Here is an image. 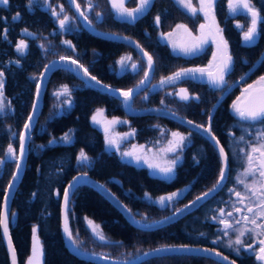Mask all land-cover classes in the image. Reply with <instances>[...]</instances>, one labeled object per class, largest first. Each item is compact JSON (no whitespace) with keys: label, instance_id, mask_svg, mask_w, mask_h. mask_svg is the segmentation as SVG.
<instances>
[{"label":"trees","instance_id":"16d2710c","mask_svg":"<svg viewBox=\"0 0 264 264\" xmlns=\"http://www.w3.org/2000/svg\"><path fill=\"white\" fill-rule=\"evenodd\" d=\"M135 1L128 0L127 6L134 7ZM77 2L82 10L86 8V0ZM190 2L194 8H198V0ZM251 2L264 16V0ZM48 3L50 6L47 7L42 2L36 4L31 10L28 7L29 0H9L7 6L0 5V71L5 74L3 98L7 104V110L0 113V159L3 160L13 159L5 156L9 144L17 154L19 135L33 103L38 76L51 60L61 56L76 59L98 81L119 90L136 86L145 72L143 61L131 48L89 35L76 18L70 20L69 30L62 32L58 19L51 15L52 9H56L59 18L64 15L70 18L75 16L65 0H48ZM92 3L93 9L87 15L93 27L135 40L153 58V79L148 89L133 100L132 107L136 110L163 108L206 126L209 112L222 91L241 78L264 50V20L257 25L258 34L254 42L246 43L243 35L250 26V16L243 9L236 13L230 12L228 0H215V21L232 56V70L226 77L227 85L221 90H214L206 82L186 79L162 90H152L162 78L172 76L181 69L207 65L211 57L209 48L198 55L184 57L172 53L169 46L159 39V35L172 31L177 25H184L192 34H196L203 21L202 16L187 14L173 0H152L144 14L127 23L115 19L108 0H92ZM61 6L64 8L63 13H60ZM17 12L20 18L15 20L13 16ZM96 12L102 13L99 19L96 18ZM157 16L160 17L159 24L156 23ZM24 29L33 35H25ZM22 39L28 47L25 53L20 54L16 51V44ZM65 40L71 41L75 50L64 45L62 41ZM128 56L131 57L130 61L138 65V69L119 71L117 61ZM262 75L264 59L242 87L255 85ZM63 85L70 88V96L57 97L55 93L61 91ZM178 88L186 89L191 99H177L174 93ZM240 94V87L234 89L218 106L211 122V132L229 160L228 181L215 198L171 226L154 232H141L129 226L112 206L91 189L78 187L68 207L74 244L84 252L121 260L162 246L195 245L217 250L239 262L238 258L211 244L217 227L205 218L213 217L215 210L221 208L226 200L225 191L231 174L229 145L239 136V126L261 124L241 121L233 113L232 104ZM69 104L71 106L68 108ZM97 109H104L110 118L128 121V129L134 131V136L124 143V147L153 145L159 135L158 127L187 134L189 143L175 167L172 179L151 176L147 169L127 164L115 153H107L102 132L91 122ZM65 133L71 136L68 143L61 140ZM50 140H55V143L50 144ZM81 150L89 157L88 166L78 164L77 157ZM13 169V162L1 164L0 206ZM79 173L88 174L108 188L139 222L150 223L166 217L213 187L219 178L220 163L215 150L201 136L162 118H129L123 113L120 102L86 87L68 70L56 71L46 89L43 109L30 138L27 166L10 210L9 231L19 264H25L30 257L34 226L43 253V264H89L77 260L65 250L59 232L62 191L66 183ZM183 190L184 194L174 200L171 208H161L154 203L160 197ZM86 218L100 226L99 230L106 240L104 243L92 236ZM0 264H8L1 237ZM142 264L218 263L183 256L157 258Z\"/></svg>","mask_w":264,"mask_h":264},{"label":"snow or ice","instance_id":"6c2138e0","mask_svg":"<svg viewBox=\"0 0 264 264\" xmlns=\"http://www.w3.org/2000/svg\"><path fill=\"white\" fill-rule=\"evenodd\" d=\"M43 3L46 7L50 6L48 3V0H29V10H31L36 4ZM71 4H73L76 8V12L79 14L80 17L83 18L84 21L87 22L89 26H91L92 21L89 19V16L87 15V12L93 9V3L92 0H86V8L84 10L81 9L80 3L77 2V0H70ZM185 7H188L193 13L197 11V9L191 7L190 0H182ZM9 3V0H0V5L7 6ZM110 3L112 5V8L116 10L117 14L121 17H128L131 18V20H135L137 14H142L147 7L150 5L151 0H139L137 7L131 10H128L124 7L125 0H110ZM214 4V0H200V8L199 11H204L205 16L207 18L208 12L205 11V9H211ZM228 7L230 12L236 13L239 10L243 9L247 12V14L250 16V26L247 28V31L244 32L243 40L246 43H252L254 42L258 31H257V25L261 20H264V16L261 15L260 11L257 10V8L252 4L251 0H228ZM64 12L63 6L60 7V13ZM51 15L58 19L59 28L60 30L67 31L69 30L68 25L70 20L75 19V17H69L68 15H64L63 18H59V13L56 11L55 8L52 9ZM102 16V13L96 12V18L99 19ZM20 18V13H16L13 16V19L18 20ZM156 23H160V17H156ZM239 27V25H238ZM177 28H185L184 25H177ZM201 28H204V25H201ZM185 31L187 29L185 28ZM7 29L4 30V35L6 38ZM25 35H33L32 33H29L27 29H24ZM206 42L204 40L199 41L198 43L192 44L191 46H183L181 47V51L185 54H195L198 50L202 48L203 43ZM64 45H66L69 48H72L75 50V46L72 45L71 41H62ZM222 50L221 55L219 58V63L217 65V69L215 72H207L208 75V81L214 88H223L227 85V81L225 79L226 75L232 70V56L227 51V42H222ZM28 47V45L25 43V41L22 39L16 44V51L20 54H23L25 52V49ZM43 48V45H41ZM139 47V45H137ZM175 48V45H174ZM143 51V49H141ZM144 56L147 57V67L148 71L144 72V79H142L138 85L135 86V88H139L141 85H144L149 78L150 70L153 68V58L151 55H149L147 52H144ZM214 60L217 58V54H213ZM131 60V57H121L119 61H117V64L123 68L128 61ZM60 62L62 63H69L71 65H75L77 69H82L84 75L87 77L89 76V71L87 68H84L83 65L79 64L76 59H73L71 57L67 56H61ZM16 63H19L18 61ZM56 67L55 64L49 63L45 65V69L51 70V68ZM133 70L138 69V65L133 63L131 65ZM206 70L202 68H194V69H181L178 72H175L172 76L162 78L160 81L161 85H164L166 83H170L172 81L181 79L182 77H188L190 74L200 73L201 75L205 74ZM4 72L0 71V98H3L4 96ZM45 73H41L40 76L43 77ZM192 78L194 79L195 76L193 75ZM91 80L96 81L97 84L100 82L97 80L95 76L90 77ZM241 79H244V77H241ZM40 83L37 82L36 85V95L39 97L40 94ZM70 88L67 85H63L61 87V91L55 93L57 97L60 96H70ZM134 89L130 88L127 91H121V96L124 98L125 103H127L132 95H133ZM180 93V99L187 101L190 99L188 92L186 89H181ZM195 99H199V97H193ZM243 98V103H241V100ZM70 103V101H68ZM163 103V101H162ZM37 107V101H33L32 108L33 113L35 112V109ZM5 105L3 102V99H0V113L4 112ZM101 109L97 110V114H102ZM232 111L233 113L239 118L241 121H249V122H260L261 124H264V75L259 77V80L255 83V85H249L248 89L245 90L244 93H242L241 97H237V100L233 102L232 104ZM33 113H30L28 116V121L24 124L25 131L20 133V148H19V157L15 156V153L13 151L12 145L9 144L8 150L5 153V156L13 158L16 160V169L17 171L13 173L12 180L9 181L8 188L4 192V198H5V208L3 211H0V228L3 230V234L5 237L8 236V214L6 209V203L9 197V190L13 187V184L15 180L18 178V173L21 168V160L24 155L25 151V144L26 140L29 138L30 135V129H31V121L33 119ZM94 123H99L97 121L96 115L92 117ZM209 120H211V114H209ZM119 121L113 120L110 123L115 124ZM189 124L192 123V121H188ZM197 128L200 126L197 125ZM108 129L105 128V132L107 133ZM205 132L209 133L211 135V127L204 129ZM172 136L175 138L172 141H169V147L164 149L165 152H175L177 149L181 148L184 144L186 137L181 135L178 132H173ZM212 139H215L213 136ZM241 141H245V136L241 135L239 138ZM61 140L64 143H68L71 140V136L69 133H65L63 137H61ZM106 142L109 145H112L115 143L113 140H109L106 136ZM49 143H55V140H50ZM248 144V147L250 148V151L246 149H241L240 151L246 155L247 160V167H245L244 171L241 173V176L243 177H251L252 183H246L244 179H241L240 177L237 178V183L242 184L245 193L242 194L240 191H235L234 189H230V191L234 192L235 196L238 198L237 203L245 205L246 212L243 211L240 207L233 206L232 211L225 212V209L221 208L219 209V219L217 220V216H213L214 220H217V222L221 225H223V228L219 229L223 233L224 236L229 235V230L236 233L235 240L229 239L227 242V246L229 248H234V251L239 254L240 249L244 247V241L241 239V237H244L246 234L249 235V238L251 239V234L259 229L261 233H264V130L259 131L256 134V142L252 143L251 141H246ZM217 145H219V141H217ZM220 157L222 164L226 160L225 152L223 147L219 148ZM258 154V155H257ZM125 156H131L132 153H124ZM137 160L140 159L139 156L136 157ZM179 160V156H177L175 159L168 162V165L166 167H160L159 165H153L149 164L150 168H159V171L164 173L165 175L172 173L173 168L177 161ZM77 161L79 163L86 164L89 161V157L85 155L84 151L81 150L80 154L77 157ZM4 160L0 159V164H3ZM225 175V168L222 166L220 169V177L216 181V184L213 185L211 189L208 190V192L203 193V196H208L212 191L216 189L223 180ZM77 181V177H73V182ZM74 186L72 182L69 183L68 188L64 189V200L65 205H67L68 198H69V191ZM103 187V186H101ZM178 193H171L167 197H160L157 203H159L162 207L166 206V201L171 202L173 198L177 197ZM145 196L148 197V194L145 193ZM202 197H197L196 200L199 201ZM252 198H255V206H249L246 201L251 200ZM185 207H188L186 205ZM177 211H180L177 209ZM233 211H235L237 214H239L238 219L229 220L225 217H232ZM175 214V213H174ZM251 214V215H249ZM13 216L15 213L12 214ZM87 219V218H86ZM167 219V218H165ZM138 223V222H137ZM88 225L91 227L93 234L101 241L105 242L104 235L98 231L99 225H95L93 221L88 220ZM239 225V227H237ZM248 225H251V227H248ZM148 227V226H145ZM36 227L34 226L32 229L33 233V248H32V255L29 257L27 264H40V257L42 256V250L39 248V241L36 237ZM64 231L67 234V237L70 241H73L72 233L70 232L67 220H65V226ZM203 235V234H201ZM219 239V237L217 238ZM216 240H213V243H216ZM75 243V241H73ZM259 251L256 255V259L258 261H264V239L259 240ZM8 246L10 249L11 257H12V264H16V255H15V249L12 247L11 239H8ZM253 245L249 243L247 245L248 249H252ZM178 250H188L187 245L179 246V249L176 247L171 246H163L156 249H151L148 252H144L143 256L148 257L150 255H159L161 253H169V252H175ZM204 251H209L208 249H204ZM94 255V254H93ZM216 256H220L221 253L215 252ZM108 257H102V259H107ZM224 260H228V257H223ZM234 264V262H232Z\"/></svg>","mask_w":264,"mask_h":264},{"label":"water","instance_id":"95a60500","mask_svg":"<svg viewBox=\"0 0 264 264\" xmlns=\"http://www.w3.org/2000/svg\"><path fill=\"white\" fill-rule=\"evenodd\" d=\"M69 9L71 10V12L73 13V15L75 16V18L77 19V21L79 22V24L81 25L82 29L88 33L89 35L103 40V41H107V42H112V43H117V44H121L124 46H127L129 48H131L143 61L144 65H145V71H148V67H147V57L144 56V52H146L135 40L127 37V36H122V35H118V34H114V33H109V32H102L99 31L98 29H96L95 27H93L92 25L89 26L87 24L86 21L83 20L82 17L79 16V14L76 12V8L73 4H71L70 0H65ZM152 1V0H151ZM228 7V5H227ZM229 8V7H228ZM205 11L208 12V28L211 31L212 37H213V42H214V53L217 54V58L214 60L213 55L211 56L209 62H208V67L212 68L214 67L213 70L211 71H206L205 74L201 75L200 73H195L192 74L194 75L197 79L208 83V85L214 89V90H221L222 88L218 89V88H214L208 81V75L207 72H215L217 69V65L219 63V58L221 55V50H222V39L216 29L214 20L212 18V16L210 15L208 9L206 8ZM137 45H139V47H137ZM141 49H143V51H141ZM213 53V54H214ZM149 54V53H148ZM150 55V54H149ZM264 59V50L261 53L260 57L256 60V62L249 68V70L242 76L244 77V79L239 78L236 82H234L233 84H231L229 87H227L225 90L222 91L221 95L218 97V99L216 100V102L214 103V105L212 106L209 114H211V120H209V116L207 119V124L206 126H201L197 128L196 126L198 124L192 122L191 124L188 123V119L163 108H158V107H148L145 109H141V110H136L132 107V102L133 100L141 93H143L144 91H146L148 89V87L150 86L152 79H153V74H154V70H155V65H154V61H153V68L150 70V74H149V78L148 81L144 84L141 85L138 89L134 87H132V89H134L133 95L131 97V99L125 103L124 98L121 96V91H127V90H119V89H115V88H111L107 85H104L103 83L97 84L96 81H93L90 79V77L92 75L89 74V76H85L83 73L82 69H77L75 65H71L69 63H62L60 62V58L57 59H53L51 60L49 63L55 64L56 67L51 68V70H47L44 68L41 70V73H45V75L43 77L38 76L37 82L40 83V94L39 97H37L36 95V87H35V92H34V98L33 101H37V107L35 109V112L33 113V108L31 106L30 109V113H33V119L31 121V129H30V135L29 138L26 140V144H25V151H24V155L23 158L21 160V168L19 170L18 173V178L15 180L13 187L9 190V197L6 203V209H7V214H8V221L10 220V210H11V205L13 202V198L15 196V193L22 181L26 166H27V155H28V148H29V143H30V138L31 135L33 133V130L35 128V125L38 121V119L40 118L42 109H43V101L45 98V93H46V89L47 86L49 84V81L51 80L52 76L55 74L56 71L60 70V69H64V70H68L69 72H71L76 78H78L86 87L93 89L101 94H106L107 96L115 99L116 101L121 103V109L123 111V113L129 117V118H144V117H154V118H162L168 121H171L183 128H185L186 130H188L189 132H193L199 136H201L203 139H205L211 146L212 148L215 150L218 158H219V163H220V169L223 166L225 168V175L223 180L221 181L220 185L218 187H216V189L214 191H212L208 196L204 197L203 193L208 192L205 191L202 194L198 195L199 197H202L199 201L196 200L195 197L194 199H192L191 201H189L188 203H186L185 205L181 206L180 208H178L180 211H177V209L175 211H173L172 213H170L169 215H167L166 217L156 220L154 222H150V223H143V222H139L132 214L131 212L128 210V208L114 195L110 192V190L108 188H106L103 184H101L100 182L94 180L93 178H91L88 174L86 173H79L76 174L73 177H77V181L73 182V177L66 183L65 188H68L69 183L72 182L74 184V186L70 189L69 191V198H68V202L67 205H65V200H64V189L62 191V195L60 198V225H59V232H60V236L64 245L65 250L74 258H76L79 261L82 262H86L89 264H142L146 261L152 260V259H157V258H166V257H196V258H202V259H207L210 261H213L215 263L218 264H232V262H234V264H238L237 262H235L233 259H231L230 257L222 254L221 252L214 250V249H210L207 247H201V246H195V245H187L188 246V250H178L175 252H169V253H161L159 255H150L148 257L143 256V253L130 258V259H126V260H121V259H112V258H107V259H102V257H106L103 255H99V254H94L93 253H88V252H84L81 249H79L74 243L73 241H70L67 237V234L64 231V226H65V220H67V225L68 228L70 230L69 227V220H68V207H69V202L75 192V190L78 187H87L89 189H91L93 192H95L97 195H99L101 198H103L110 206H112L117 212L118 214L124 219V221L131 226L132 228H134L135 230L141 231V232H154L163 228H166L168 226H171L181 220H183L184 218H186L187 216L193 214L194 212H196L197 210H199L203 205H205L207 202H209L210 200H212L213 198H215L224 188V186L227 183L228 180V176H229V160H228V156L227 153L225 152V156H226V160L223 162L221 161V157H220V152H219V148L222 147V145L219 142V145H217V141L218 139L212 134L209 135V133L205 132L204 129L208 128L209 126L211 127V122L213 119V115L215 113V111L217 110L218 106L222 103V101L236 88L240 87V92L241 94L239 95V97L242 96V93L245 92L246 89H248V86H244L242 87V84L254 73V71L258 68V66L261 64L262 60ZM47 63V64H49ZM80 64V63H79ZM228 75V74H227ZM226 75V77H227ZM225 77V79H226ZM144 79V75L143 78ZM141 79V80H142ZM139 84V83H138ZM137 84V85H138ZM37 85V83H36ZM250 85H254V84H250ZM241 103H243V98L241 100ZM33 104V103H32ZM28 114V116H29ZM28 116L26 118L25 123L28 121ZM24 123V124H25ZM24 125L21 129V132H24ZM215 137V139H212V137ZM19 148H20V135H19V139H18V149H17V154L15 155L16 157H19ZM224 149V148H223ZM5 161H9V162H13L14 163V169L11 175L10 180H12L13 177V173L17 171L16 169V160L12 159H5ZM220 177V174H219ZM219 179V178H218ZM9 180V181H10ZM9 184V182H8ZM8 184L6 186V189L8 188ZM103 186V187H101ZM212 188V187H211ZM210 188V189H211ZM5 189V190H6ZM5 192V191H4ZM186 205H188V207H185ZM5 208V198H4V194L2 197V201H1V206H0V211H3ZM175 213V214H174ZM167 218V219H165ZM138 222V223H137ZM10 223V221H9ZM148 226V227H145ZM0 237L1 240L3 242V246L6 252V256H7V260H8V264H12V257H11V253H10V249L8 246V239L10 237V231H9V225H8V236L5 237L3 234V230L2 228H0ZM12 243V240H11ZM179 246L182 245H173L171 247H176L177 249H179ZM12 247L13 243H12ZM163 247V246H162ZM160 248V247H158ZM156 249V248H154ZM204 249H208L209 251H204ZM150 251V250H148ZM146 251V252H148ZM215 252H219L221 253L220 256H216ZM16 255V252H15ZM228 257V260H224L223 257ZM16 264L18 263V259L16 256Z\"/></svg>","mask_w":264,"mask_h":264},{"label":"rangeland","instance_id":"374dc122","mask_svg":"<svg viewBox=\"0 0 264 264\" xmlns=\"http://www.w3.org/2000/svg\"><path fill=\"white\" fill-rule=\"evenodd\" d=\"M173 1L184 12H186L187 14H189L191 16H193L195 14H200L203 18V21L199 25L196 34H192L186 27L185 28L187 29V31H185V28H177V26H176L173 28L172 31H170L166 34L159 35L160 41L162 43H165L166 45H168L173 53L183 55L184 57H191L193 55H197V54L201 53L204 49H207V48H209L210 53L212 54L214 42H213L211 31L208 28V20L204 14V11H199L200 0H198V8H195V9H197V11L195 13H193L188 7H185L182 0H173ZM108 2L110 5V8L114 14L115 19H117L119 21H124L127 23L133 22V20H131V18L121 17L120 15H118L116 10L112 8L110 0H108ZM127 2H128V0H125L124 7L128 10H131V9H134L137 7L139 0H136L135 6L131 7V8H129L127 6ZM214 2H215V0H214ZM148 7H147V9H148ZM191 7L194 8L192 6V4H191ZM213 7H214V4H213L212 8L209 10L212 11ZM146 10L144 12H146ZM142 14H137L136 18ZM212 16H213L214 21H215L214 14H212ZM201 25H204L203 29L201 28ZM215 25H216V28H217L219 34H220L221 39H223V41H225L223 36H222L221 29L218 27L216 21H215ZM236 26L238 27V25H236ZM239 27H240V25H239ZM201 40H204L206 42L203 43L202 48L200 50H198L195 54L185 55L181 51V47L191 46L192 44L198 43ZM174 45H175V48H174ZM25 51H26V49H25ZM43 51H44V49H43ZM227 51L229 53L228 45H227ZM133 63H134L133 61H128V63L123 68H121V66L119 64H117L118 70L122 71V72L131 71L132 70L131 65ZM196 68H200V67H196ZM189 69H194V68H189ZM191 76H192V74H190L188 77H182L181 79L172 81L170 83H166L164 85H161L159 83V84L153 86L152 90L156 89V88L159 90H162L165 87L176 85L179 82H181L182 80H186V79H191L193 81H197L196 78L193 79ZM180 90L181 89L178 88L177 91L174 93V95L177 99L182 100V99H180V95L182 94V93H180ZM0 99H3L4 105H5V110H4V112H5L7 110V104L4 100V98H0ZM190 99H191V97H190ZM182 101H185V100H182ZM70 106L71 105L69 104L68 108ZM97 110L93 113L92 117L94 115H96L97 121H99V123H94L92 117H91V122L96 128H98L102 132L103 141H104V150L107 153H115L118 155V157L121 161H123L127 164H130V165H133L135 167H143V168L147 169L148 173L151 176H154L157 178H162L165 180L172 179L174 171H175V167L180 162L181 157H182V153L184 152V149L186 148V146L189 143V137L187 134L178 132L181 135H183L184 137H186V140H185L184 144L182 145V147L177 149L175 152H165L164 151V149L169 147V141H172L175 139L172 136V133L175 131H171V130H168V129L163 128V127H158L159 128V135H158V138L154 142L153 145L143 146V145L134 144V145H127L124 147L123 146L124 143L126 141L130 140L134 136V131L131 129L121 130V128L124 126V124H127L128 121L121 119V118H110L106 115L104 109H101V110H103L102 114H97ZM113 120H117L119 122L115 123V124H111L110 122ZM124 127L128 128V125L127 126L125 125ZM105 128L108 129L107 133L105 132ZM238 130H239V136L235 139V141L233 143L231 142V144L229 145L230 146L229 149L231 152V165H230L231 174H230V180H229L227 189L225 191L226 200L224 202V205L221 207V208L225 209V212L232 211L233 206L240 207L243 211L246 212L245 205L237 203L238 198L235 196L234 192L230 191V189H234L235 191H240L242 194L245 193V189H244L243 185L237 183L238 177H240L241 179H244L246 183H249V184L252 183V179H249V178L246 179V177L241 176V173L244 171L245 167H247V160H246V155L244 153H242L240 150L243 148V149L250 151V148L248 147V144L246 143V141H251L252 143H255L256 142V134L259 131L264 130V125L259 124V125L245 126V127L239 126ZM241 135L245 136V141H241L239 139ZM106 136L109 140L115 141V143L112 145H109L106 142ZM129 152L132 153L131 156H125L124 155V153H129ZM137 156L140 157L139 160L136 159ZM177 156H179V160L175 164L173 171L170 174L165 175L164 173L159 171V168H155V167L150 168L149 167V164L159 165L160 167H166L168 165V162L175 159ZM78 164L80 166H85V165L88 166L90 164V160L86 164L79 163V162H78ZM0 168H1V164H0ZM177 193H178L177 197L173 198V200L170 203L166 201V206H164V207L171 208V206H173L174 200L180 198L184 194V190L179 191ZM167 196H169V195H166L163 197H167ZM158 199L156 201H158ZM156 201L154 203L158 207L164 208L159 203H157ZM246 203L249 206L254 207L255 206V198H252L251 200H247ZM221 208L216 209L214 212L213 216H217V220L220 218L219 217V209H221ZM249 215H251V214H249ZM225 218H227L231 221L234 219H238L239 214H237L235 211H233L232 217H225ZM205 219H208L209 222L215 224L217 227L216 235H214V239L211 240V244L213 246L219 247L223 251L231 254L234 258H239L240 252H239V254H237V252L234 251V248L239 247V246L234 245V248H229L227 246L228 240L231 239L234 241L237 234L232 232L231 230H229V235L224 236L223 233L221 231H219V229L223 228V225L219 224L217 222V220L213 219V217H211V218L206 217ZM85 222H86L87 228L89 229L92 236L97 241H99L101 243V241L93 234L91 227L88 225L87 219ZM237 227H239V225H237ZM98 231H100V230H98ZM36 237L38 239L37 231H36ZM218 237H219V239H217ZM213 240H216L217 242L213 243ZM38 241H39V239H38ZM102 243H104V242H102ZM32 248H33V233H32V244H31L30 256L32 255ZM39 248L41 249L40 242H39ZM42 255H43V253H42ZM27 262H28V260H27ZM27 262L25 264H27ZM40 264H43V257L42 256L40 257Z\"/></svg>","mask_w":264,"mask_h":264},{"label":"flooded vegetation","instance_id":"af4514ba","mask_svg":"<svg viewBox=\"0 0 264 264\" xmlns=\"http://www.w3.org/2000/svg\"><path fill=\"white\" fill-rule=\"evenodd\" d=\"M200 68L210 71V69H206L204 67ZM248 178L251 179V177H246V179ZM248 227H251V225H248ZM241 239L244 241V247L240 249V257L238 258L240 261H234L238 264H264V261H258L256 259V255L260 247L259 240L264 239V233H261L260 230L257 229L251 234V239L249 238L248 234H246L244 237H241ZM249 243L253 245L252 249L247 248Z\"/></svg>","mask_w":264,"mask_h":264},{"label":"crops","instance_id":"0c3cea01","mask_svg":"<svg viewBox=\"0 0 264 264\" xmlns=\"http://www.w3.org/2000/svg\"><path fill=\"white\" fill-rule=\"evenodd\" d=\"M171 51H172V50H171ZM174 54H175V53H174ZM176 55H179V54H176ZM179 56H183V55H179ZM125 125H126V126H127V125L129 126V123L127 122V124H124V126H125ZM124 126H123V127H124ZM123 127H122V128H123ZM126 130H128V128H127Z\"/></svg>","mask_w":264,"mask_h":264}]
</instances>
